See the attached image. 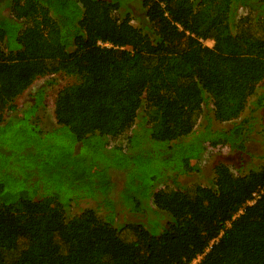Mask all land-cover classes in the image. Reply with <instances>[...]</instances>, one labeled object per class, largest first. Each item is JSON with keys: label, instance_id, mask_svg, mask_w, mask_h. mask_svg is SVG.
<instances>
[{"label": "trees", "instance_id": "16d2710c", "mask_svg": "<svg viewBox=\"0 0 264 264\" xmlns=\"http://www.w3.org/2000/svg\"><path fill=\"white\" fill-rule=\"evenodd\" d=\"M57 74L73 82L57 92L55 126L39 118L41 91L17 113L36 79ZM13 121L61 132L73 150L41 155L67 194L38 168L0 162V264H190L209 246L196 264H264V163L178 183L202 176L206 151L264 144V0L0 1V132ZM31 142L29 162L49 148ZM120 189L139 221L118 222Z\"/></svg>", "mask_w": 264, "mask_h": 264}, {"label": "rangeland", "instance_id": "374dc122", "mask_svg": "<svg viewBox=\"0 0 264 264\" xmlns=\"http://www.w3.org/2000/svg\"><path fill=\"white\" fill-rule=\"evenodd\" d=\"M5 1V0H0ZM6 2H9V0H6ZM58 2V0H57ZM240 16L247 15L248 11L246 9H239ZM118 15V14H117ZM132 25H137V22L132 21ZM248 25L245 19L239 20V23L237 25V31L236 33H246L248 30ZM205 45L208 47L212 46V42L207 41L205 42ZM73 82V79L70 77H67L62 74H57L53 76H46L36 79L33 84L25 91L23 94H21L15 101L16 110L17 113H20L25 107H28L30 104L33 103V99L35 97V94L39 91L42 92V108L39 113V118L42 121L43 126H55V119H54V101L55 97L57 95V92L65 87L68 84H71ZM254 97L250 98V101H252ZM145 107L142 108L144 110ZM11 112L5 111L4 112V118H7L8 115H10ZM11 126L8 128V130L0 132V162L6 161V157H11V161H15L19 163L22 167L20 170V173L22 174L23 171L25 172L26 164H28V169L33 170L34 168H38V173L45 177V179L49 183H51L52 187H57L59 190H62L67 194V189L63 187L62 184H58L60 180V174L56 171H54L55 161L53 162V156L51 155L48 160L44 159L43 157L47 155L48 152L53 150V147H57L59 152H66V153H72L73 145L71 144L68 137H64V135L60 133H48L44 134L43 136L40 135V130L38 128H32L28 129V125H26L24 122H16L13 121L10 123ZM226 124H217V127L224 126ZM8 126V125H7ZM41 136V137H40ZM41 138V139H40ZM262 136L257 134L253 136L252 141H248L246 145V152L248 154L243 153H236L230 151L227 147H219L218 151H214L212 153H209L206 151L203 158L200 160V167L202 169V176L200 177L199 174H190L189 176H181L178 179V183L183 186H188L191 184H202L203 180H210L214 178V166L217 163H227L230 165L236 166L238 169L242 167V171H245L248 168V165L254 164L255 167H260L264 163V159L258 158V157H264V144L262 140ZM31 140L35 143H44L47 144V147L45 150L38 151L37 154L40 155L36 160L31 158L29 162V155L26 154L25 151L22 150L23 144L25 141ZM31 142V143H33ZM22 150V151H21ZM35 154V155H37ZM41 155H44L41 157ZM100 157H103V152L99 151L98 154ZM17 158L20 159V161L17 160ZM30 164L32 165L30 167ZM24 167V168H23ZM33 168V169H32ZM18 170V169H17ZM19 171V170H18ZM23 175V174H22ZM17 183V192L20 193L22 191H25L29 197H32L34 195V189L33 187L30 188L27 187L24 182L18 180ZM161 187V186H160ZM159 187V188H160ZM15 188V187H14ZM125 193H128L131 195L135 192V190H129L125 189ZM121 193V189L118 190L116 193H113L111 199L116 201V206L118 205L117 209H123V213H118V222H127L130 223L132 221H139L140 217L137 218L136 215L130 214L127 212L128 210L125 209L126 207L119 202V196ZM123 199V198H122ZM124 200V199H123ZM126 200V198H125ZM127 205H130V201H125ZM153 207V205H152ZM87 209H93L92 201L86 202H80L79 204H73L70 206V209L68 210V216L72 217L77 214H79L83 210ZM120 212V211H119ZM99 218H104V210L99 209L96 211Z\"/></svg>", "mask_w": 264, "mask_h": 264}, {"label": "built area", "instance_id": "2783aa9c", "mask_svg": "<svg viewBox=\"0 0 264 264\" xmlns=\"http://www.w3.org/2000/svg\"><path fill=\"white\" fill-rule=\"evenodd\" d=\"M239 13H240V12L238 11V18L240 17V14H239ZM244 16H245V15H244ZM204 44H205V43H204ZM99 45H101V46H105V47L108 46L107 44H101V43H99ZM206 46H207V45H206ZM253 197H254V199H256L257 194H254ZM209 249H210V246H209V248H207V249L205 250V252H204L202 255L197 256V258H196L195 260H193L192 263H190V264H196V263H198V262L202 259V257L208 252Z\"/></svg>", "mask_w": 264, "mask_h": 264}]
</instances>
